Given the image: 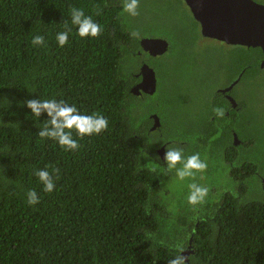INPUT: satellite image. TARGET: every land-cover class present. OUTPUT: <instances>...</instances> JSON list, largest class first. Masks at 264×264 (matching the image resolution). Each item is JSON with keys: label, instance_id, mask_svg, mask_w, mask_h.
I'll use <instances>...</instances> for the list:
<instances>
[{"label": "trees", "instance_id": "trees-1", "mask_svg": "<svg viewBox=\"0 0 264 264\" xmlns=\"http://www.w3.org/2000/svg\"><path fill=\"white\" fill-rule=\"evenodd\" d=\"M122 2L0 0V264H168L190 243V264H264V165L246 155L253 143L247 111L228 109L217 118L212 109L225 103L216 96L192 138L163 132L168 126L163 106L151 102L154 93L129 90L141 61L154 66L155 57L135 53L141 35L130 36L134 26L121 15ZM70 6L92 16L101 35L81 38ZM65 22L71 32L60 47L56 35ZM35 35L44 36V46L31 43ZM233 46L237 69L252 61L244 77L259 71V47ZM34 98L75 104L84 114L105 116L109 126L82 138L73 130L80 148L66 151L37 135L47 116L25 106ZM153 112L161 118L159 130H150ZM166 140H176L165 146L183 155L189 147L210 156L207 169L215 167L210 161L221 164L233 187L199 176L192 183L208 187V195L189 204V185L179 196L163 184L176 173L155 151ZM46 165L60 169L51 193L34 175ZM251 187L260 198L244 197ZM29 190L39 195L38 204H27Z\"/></svg>", "mask_w": 264, "mask_h": 264}, {"label": "rangeland", "instance_id": "rangeland-1", "mask_svg": "<svg viewBox=\"0 0 264 264\" xmlns=\"http://www.w3.org/2000/svg\"><path fill=\"white\" fill-rule=\"evenodd\" d=\"M138 11L139 15L135 17H129L127 13L126 15L134 26L133 30L141 35L140 39L148 36L163 37L169 42V51L154 58L152 67L157 87L151 102H158L163 106L161 110L165 115L164 124L168 126L163 132L167 134L180 131L189 140L192 138L190 135L193 136L195 130L200 129L205 116L210 114L211 102L217 96L215 94L217 87L221 88L233 78L237 70L234 62L236 47L203 37L198 23L194 21L183 0H140ZM233 93L236 99L242 102L241 110L245 109L249 115L245 131L253 143L246 155L252 156L254 160L264 165L262 67L255 74L239 81L234 86ZM232 135L234 141L235 133ZM186 150L185 158L192 155L191 148L186 147ZM209 159L211 157L205 153L201 158L206 161ZM210 163L215 164L213 170L208 168L203 172H196L194 177L184 180H180L174 172L169 179L163 181V184L179 196H182L183 190L199 176L204 183L221 184L232 188L233 184L225 181L222 165L215 161ZM162 164L167 168L166 163ZM180 167L182 164H178V168ZM248 185L249 182L246 186ZM253 185H257V182L255 181ZM244 197L260 198V193L257 189L252 191L251 187L249 195Z\"/></svg>", "mask_w": 264, "mask_h": 264}, {"label": "clouds", "instance_id": "clouds-1", "mask_svg": "<svg viewBox=\"0 0 264 264\" xmlns=\"http://www.w3.org/2000/svg\"><path fill=\"white\" fill-rule=\"evenodd\" d=\"M139 6H140V0H123L121 15L127 13L129 16L135 17L139 15V11H138ZM69 11L71 16V24L76 27L77 34L81 38H86V37L96 38L101 35L103 31L102 26L97 22H95L92 16L85 15V12L82 8L70 6ZM96 14L100 15L98 6H97ZM64 27H65V31L59 32L56 35V40L60 47H63L68 43L69 33L71 32V28L68 26L67 22L64 23ZM130 36L133 38H138L139 32L133 30L130 32ZM31 43L34 46H44L45 45L44 36L35 35L32 38ZM139 48H137V50ZM166 51L167 52L169 51V42H168V49ZM238 77L240 79V75L237 76V78ZM237 78H235L234 80H236ZM225 87H227V85L219 88L218 90L223 89ZM215 94L217 96H219V94L221 95V93H216V91ZM24 103L25 106L28 109H30L31 114H33L34 116L40 117L42 114H46L47 116V119L45 120L43 127L37 132V135L41 139L55 140L59 144V146L64 148L66 151L79 150L80 148V144L72 136L73 130H75L77 135L82 138L84 136H91L94 134L98 135L101 132L107 130L109 126V122L105 116L98 113L84 114L77 108L75 104H69L64 100H56L54 98L53 99L34 98V99L26 100ZM212 111L217 118H223L225 115L224 108L219 106L214 107ZM172 141L177 142L176 140H172ZM237 141L239 142L238 139ZM163 160L166 163L167 168L169 170L176 169V176L180 180H184L185 178H189V177H194L196 172H203L207 169L208 166L206 160H201L199 153H194L185 158L183 155V149L179 147L168 146L165 150ZM178 164H182V167L176 168ZM50 168L51 170H49ZM246 168L247 171L249 172L250 171L249 165H247ZM247 171H245V175H248ZM59 173H60L59 168L46 165L43 169H36L34 175L38 178L39 182L41 183L42 190L46 193H51L54 191L56 187L54 177L55 179H59ZM188 187L190 189V193L187 197L188 203L193 206L202 204L205 200V197L208 195L209 192L208 187L201 186L196 183H191L189 184ZM26 195H27V204L29 206L36 205L40 202V197L35 190H29L26 193ZM190 245L191 243L189 244V246ZM187 247L188 245L185 248L183 247L178 248V254L175 255L172 259H170L168 261V264H190L189 254H191L193 250L190 246L192 252L189 253L188 256H186L183 253L187 251L186 249Z\"/></svg>", "mask_w": 264, "mask_h": 264}, {"label": "water", "instance_id": "water-1", "mask_svg": "<svg viewBox=\"0 0 264 264\" xmlns=\"http://www.w3.org/2000/svg\"><path fill=\"white\" fill-rule=\"evenodd\" d=\"M193 19L198 23L200 34L229 45L259 47L263 53L261 66L264 62V2L255 0H183ZM140 47L150 56L163 54L168 49V41L159 37H143L139 40ZM136 76L138 82L130 87L135 95L150 94L156 90V75L148 63H142ZM239 77L227 87L219 91L225 92L232 88ZM229 100H232L230 97ZM154 124L151 129L159 126V117L152 113ZM234 136V144H237ZM161 158L164 146L157 149ZM183 253H191L190 246Z\"/></svg>", "mask_w": 264, "mask_h": 264}, {"label": "flooded vegetation", "instance_id": "flooded-vegetation-1", "mask_svg": "<svg viewBox=\"0 0 264 264\" xmlns=\"http://www.w3.org/2000/svg\"><path fill=\"white\" fill-rule=\"evenodd\" d=\"M149 37V36H148ZM140 47V46H139ZM167 52V51H166ZM165 52V53H166ZM136 53L140 56V58H142V59H144L145 60V57H146V54H147V52L146 51H143L141 48H139L137 51H136ZM161 55H163V54H161ZM161 55H158V56H161ZM158 56H153V57H158ZM262 59H263V54L261 55V56H259L258 57V59H257V68H259V69H261V67H262V70H264V62H263V64H262V66H261V62H262ZM250 61H248V62H246V63H243L237 70H236V72H235V74H234V76H233V80H234V78H237V76H239L240 75V79H239V81H241V80H243V78H244V74L246 73V71L247 70H249V69H252L253 68V65H252V61H251V59H249ZM142 63H147L146 61H141ZM141 63V64H142ZM140 64V65H141ZM149 64V63H148ZM150 65V64H149ZM151 66V65H150ZM152 67V66H151ZM152 68H154V67H152ZM256 68V69H257ZM230 80L227 84H225L224 86H228V85H230L231 83H232V81L233 80ZM238 81V82H239ZM138 82V81H137ZM237 82V83H238ZM236 83V84H237ZM135 84V83H134ZM236 84H234L233 86H232V88L228 91V92H219V87H217V91H216V93H221V97L223 98V100H224V102L223 103H225V106L223 107V108H227V109H225V115H228V109L230 110V109H235V110H239V109H241V106H240V103L242 104V102L240 101H238L237 99H236V97H235V94L233 93V90H234V86L236 85ZM224 86H221V87H224ZM156 87H157V85H156ZM155 92H156V90H155ZM154 92V93H155ZM154 95V94H153ZM231 98L232 100H229L228 98ZM235 102V103H234ZM158 115V114H157ZM159 117V122L161 123V118H160V116H158ZM212 118H213V116H212ZM150 119L152 120V122H151V126L154 124V119H153V117H150ZM151 126H150V130H155V129H157V130H159L160 129V124H159V126H157V127H155L154 129H151ZM232 134H233V132H232ZM160 136H162V134H159ZM171 142H173L172 140H166L165 142H163V143H161L156 149H155V151H156V153L159 155V157H160V159H161V163H165L164 162V160H163V158H161V156H160V154L158 153V151H157V149L158 148H160L161 146H164V152H165V150H166V146L165 145H169V144H171ZM183 143V142H182ZM160 163V162H159Z\"/></svg>", "mask_w": 264, "mask_h": 264}]
</instances>
